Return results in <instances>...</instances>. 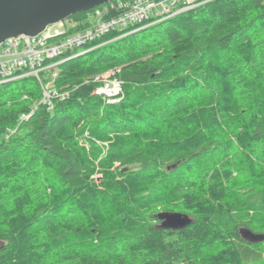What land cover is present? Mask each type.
<instances>
[{"label":"trees","instance_id":"obj_1","mask_svg":"<svg viewBox=\"0 0 264 264\" xmlns=\"http://www.w3.org/2000/svg\"><path fill=\"white\" fill-rule=\"evenodd\" d=\"M86 49L51 108L33 76L0 85V264H264L240 235L264 234V0H207ZM109 70L116 102L94 92ZM162 212L191 221L165 229Z\"/></svg>","mask_w":264,"mask_h":264},{"label":"built area","instance_id":"obj_2","mask_svg":"<svg viewBox=\"0 0 264 264\" xmlns=\"http://www.w3.org/2000/svg\"><path fill=\"white\" fill-rule=\"evenodd\" d=\"M205 1L201 0H111L87 14L88 25L76 29L68 19L46 26L35 36L19 35L0 43V85L34 76L42 91L39 103H51L63 98L54 88L60 65L89 51L85 47L110 32L144 23L158 21L190 10ZM116 70L93 77L99 86L95 93L107 102H116L121 92V82L115 78ZM113 73L110 77V74ZM67 95V94H66ZM26 98V96H24ZM29 115H25L27 118Z\"/></svg>","mask_w":264,"mask_h":264},{"label":"water","instance_id":"obj_3","mask_svg":"<svg viewBox=\"0 0 264 264\" xmlns=\"http://www.w3.org/2000/svg\"><path fill=\"white\" fill-rule=\"evenodd\" d=\"M111 0H0V43L19 35L35 36L56 22L68 19L78 12H87ZM162 228L178 229L187 226L191 219L183 213L162 212L157 215ZM241 237L250 243L264 241L263 233L247 228L240 230Z\"/></svg>","mask_w":264,"mask_h":264},{"label":"rangeland","instance_id":"obj_4","mask_svg":"<svg viewBox=\"0 0 264 264\" xmlns=\"http://www.w3.org/2000/svg\"><path fill=\"white\" fill-rule=\"evenodd\" d=\"M75 23L73 22V21H71V23H70V25H74ZM108 74H110V77L111 76H113L112 74V72L111 73H107L106 75H108ZM28 77H32V75L31 76H28ZM34 77V76H33ZM42 92V91H41ZM98 181H99V179H97ZM177 213H180V212H177Z\"/></svg>","mask_w":264,"mask_h":264},{"label":"bare ground","instance_id":"obj_5","mask_svg":"<svg viewBox=\"0 0 264 264\" xmlns=\"http://www.w3.org/2000/svg\"><path fill=\"white\" fill-rule=\"evenodd\" d=\"M86 48V47H85ZM41 100V99H40Z\"/></svg>","mask_w":264,"mask_h":264}]
</instances>
